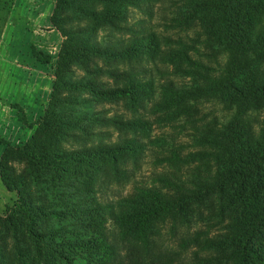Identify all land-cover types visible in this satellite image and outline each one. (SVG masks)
Masks as SVG:
<instances>
[{
	"label": "trees",
	"instance_id": "1",
	"mask_svg": "<svg viewBox=\"0 0 264 264\" xmlns=\"http://www.w3.org/2000/svg\"><path fill=\"white\" fill-rule=\"evenodd\" d=\"M163 1L56 0L50 24L62 44L48 105L31 138L0 163L5 188L16 193L2 225L13 248L1 245L0 264H264V126L255 134L252 123L264 111V0H174L165 27L196 30L192 43L142 19L129 23L131 8L151 18ZM153 71L184 82H158ZM119 101L133 114L151 101L158 122L182 121L180 128L199 105H219L225 116L190 135L201 149L182 155L170 137L149 141L173 168L204 160L206 175L165 171L101 201L103 176L123 172L145 149L135 135L148 123L96 109ZM107 126L132 137L111 142ZM14 158L25 162L22 174L8 165ZM211 196L227 224L203 246L218 257L185 262L157 244L160 226L188 224L191 205Z\"/></svg>",
	"mask_w": 264,
	"mask_h": 264
},
{
	"label": "rangeland",
	"instance_id": "2",
	"mask_svg": "<svg viewBox=\"0 0 264 264\" xmlns=\"http://www.w3.org/2000/svg\"><path fill=\"white\" fill-rule=\"evenodd\" d=\"M165 0L156 4L151 18L134 8L130 9L129 23L138 19L145 21L148 29L169 35L172 39H182L187 43L197 39L193 29H167L172 2ZM56 0H0V163L7 150H15L24 145L36 129V123L43 115L49 101L52 85L55 79V63L62 44L61 35L50 24ZM34 52L51 57V62L41 64L34 57ZM150 64V62H148ZM145 63L144 65L148 64ZM151 65H146L147 68ZM157 67H161L157 63ZM168 71L172 70L168 68ZM76 70V76H81ZM158 81L171 80L181 84L184 82L177 75H161L152 72ZM110 83V79L101 78ZM107 117L119 116L122 120L141 118L148 123L144 132L135 135L138 141L143 142L145 149L136 163L127 159L122 167L123 172L111 175L108 172L103 176L97 195L101 201H115L129 194L134 187L150 185L157 174L175 170L186 180L191 174L206 175L209 164L204 160H195L173 168L163 161L166 153L162 148L151 146L149 141L163 137H170L175 144H182V155L194 152L200 147L193 146L190 135L202 125L221 120L225 111L214 103H203L197 107V113L190 117V122L180 128L182 121L174 123L158 122V113L153 112L151 101L146 103L143 110L133 114L122 102L103 103L96 107ZM253 130L258 134L264 126V111L253 115ZM180 124V125H179ZM111 142L123 137H132L130 132H122L114 127L104 128ZM8 165L15 175L22 174L26 164L16 158L9 160ZM16 199L15 192H9L2 180L0 172V247L11 252L13 240L4 229L3 221L6 218V207L11 206ZM227 219L219 216L218 204L214 197L191 205V218L186 225L171 228L170 223L160 226V236H155L157 244L163 243L170 251L179 256L181 261L192 259L216 258L219 255L211 249H204L206 242L213 241L225 232ZM206 246V245H205Z\"/></svg>",
	"mask_w": 264,
	"mask_h": 264
}]
</instances>
